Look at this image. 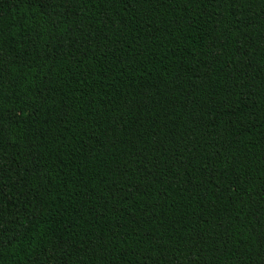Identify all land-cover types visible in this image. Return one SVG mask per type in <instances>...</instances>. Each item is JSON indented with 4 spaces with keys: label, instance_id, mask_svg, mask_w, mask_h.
<instances>
[{
    "label": "trees",
    "instance_id": "obj_1",
    "mask_svg": "<svg viewBox=\"0 0 264 264\" xmlns=\"http://www.w3.org/2000/svg\"><path fill=\"white\" fill-rule=\"evenodd\" d=\"M0 264H264V0H0Z\"/></svg>",
    "mask_w": 264,
    "mask_h": 264
}]
</instances>
